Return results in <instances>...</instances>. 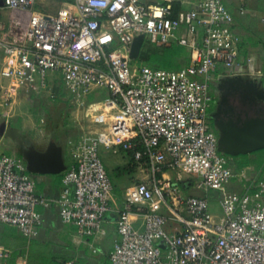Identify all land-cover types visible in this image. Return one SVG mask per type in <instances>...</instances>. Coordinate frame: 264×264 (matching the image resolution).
<instances>
[{
	"label": "built area",
	"instance_id": "obj_1",
	"mask_svg": "<svg viewBox=\"0 0 264 264\" xmlns=\"http://www.w3.org/2000/svg\"><path fill=\"white\" fill-rule=\"evenodd\" d=\"M66 7L55 15L36 11L38 2ZM9 24L0 25V95L13 89L42 95L56 73L72 101L93 126L70 141L72 162L58 198L37 192L26 163L0 143V223L25 239L38 237L39 207L57 205L63 223L81 237L107 236L105 218L116 214L111 264H264V178L248 179L219 151L211 123L216 81L239 67L241 38L223 0H196L188 10L143 0H3ZM184 34H180L182 28ZM184 47L190 65L155 69L134 56V45ZM142 49V48H141ZM141 52V50H140ZM51 89V90H50ZM105 91L113 110L88 101ZM104 103V102H103ZM132 154L146 178L112 204L113 183L100 148ZM175 173V177H171ZM183 174L196 175V190ZM250 180V181H249ZM242 185L230 192L228 185ZM210 191L220 195L221 218L210 211ZM94 252H97L94 249ZM12 250L0 246V263Z\"/></svg>",
	"mask_w": 264,
	"mask_h": 264
},
{
	"label": "crops",
	"instance_id": "obj_2",
	"mask_svg": "<svg viewBox=\"0 0 264 264\" xmlns=\"http://www.w3.org/2000/svg\"><path fill=\"white\" fill-rule=\"evenodd\" d=\"M146 4H171L177 11L188 10L196 2V0H143ZM227 9L234 16L235 31L241 38L239 46V69L237 68L230 78H236L247 82H256L264 79V0H223ZM0 7H4L0 0ZM44 2H38L35 6L36 11L55 15L58 11L66 6L59 3L55 8H46ZM46 9V10H43ZM0 25L7 26L8 22L0 21ZM2 37L0 32V38ZM220 81H216L215 88L220 85ZM55 86V85H54ZM24 92V91H23ZM106 94V93H105ZM71 103H74L71 100ZM97 104L98 101L92 102ZM101 104V102H99ZM98 103V104H99ZM82 135L79 131L77 137L70 141L77 140ZM50 136V135H49ZM50 141H53L50 137ZM69 141V143H70ZM60 145V144H59ZM48 146H46L47 148ZM37 148L40 151L45 150ZM112 150V149H111ZM115 155L123 152H114ZM124 154V153H123ZM130 160L136 166L137 171L143 180L146 174L138 168V165L132 159ZM65 160V158H64ZM72 160L67 163L70 165ZM29 176L37 182V192L46 195L49 198H58L63 189V176L51 174H31ZM264 174V172H263ZM176 174L171 173V177ZM262 177H256L257 180H262ZM183 186L189 194H193L187 184ZM236 191H241L240 185L235 186ZM122 197L116 198V203H112L115 209L122 207ZM39 212L42 214L43 223L40 228L38 237L34 239L23 238L17 230L7 224L0 223V240H5L6 234L9 236V244L11 247L4 246L12 250V255L7 260H2L0 264H45L46 260L55 264H111L109 253L112 250L113 243L117 238L116 233V214H109L107 217L110 222H105L104 227L107 231V236L98 237L96 239L81 237L76 227L63 223L59 208L57 205L51 207H39ZM7 235V236H8ZM8 238V237H6ZM94 249L97 252H94Z\"/></svg>",
	"mask_w": 264,
	"mask_h": 264
},
{
	"label": "rangeland",
	"instance_id": "obj_3",
	"mask_svg": "<svg viewBox=\"0 0 264 264\" xmlns=\"http://www.w3.org/2000/svg\"><path fill=\"white\" fill-rule=\"evenodd\" d=\"M58 4V2H44V5H48V7H46L48 9L55 8ZM9 19L10 10L0 7V21L8 22L9 24ZM185 31L186 28L184 27L180 30V34H184ZM183 36L188 37L186 34ZM7 59L8 56L0 49V66H2ZM234 71V69H229L226 71V74L230 75L234 73ZM57 76L58 74L56 73L48 74L49 83L55 86L52 90L50 89L51 91L43 93L42 95L26 94L23 91L18 92L14 87H12L13 101L11 103L4 102L0 95V123L7 122L8 125L4 137H0V143L3 151L7 155L25 162L23 157L24 150L31 145L40 149L46 148L50 142V131L57 128L62 137L61 145L64 148L65 161L69 163L72 160V148L70 147L69 141L77 137L79 131L93 127L88 121V118H86L85 109L78 107L74 103H71V107L63 114L62 118L59 117L64 105L57 100L58 96L56 93H58L61 87L60 76L58 78ZM0 82L4 86H7L10 81L0 78ZM105 93V91L97 90V92L89 95L87 99L89 102H101L103 110L111 112L113 108L105 103L108 101V96ZM212 93L216 96L215 86L212 87ZM98 103L93 105L95 110L100 107V103ZM214 108L215 107H213V109ZM123 153L115 155L112 153V150H107L104 147L100 148L102 161L114 186L112 196V203L114 204L116 203L117 197H122V199H124L127 191L134 184L141 181V178H139L140 173L137 171L136 166L131 163L130 154ZM233 161L236 165L246 162L245 159L240 157H235ZM245 172L248 179H256V177L258 178L264 175L263 171L258 168L256 164L245 168ZM183 177L185 181H191L193 183V187L189 189L191 192H194L193 194H204L196 190V185L200 182V179L196 175L183 174ZM183 183L184 182H181V186L185 191H188L184 188ZM240 186L242 187L241 184ZM228 190L230 192L236 191V187L233 183L228 185ZM209 197L211 213L221 218L223 211L220 205L221 198L219 193L210 191ZM110 221L111 219L109 217L105 218V222Z\"/></svg>",
	"mask_w": 264,
	"mask_h": 264
},
{
	"label": "water",
	"instance_id": "obj_4",
	"mask_svg": "<svg viewBox=\"0 0 264 264\" xmlns=\"http://www.w3.org/2000/svg\"><path fill=\"white\" fill-rule=\"evenodd\" d=\"M2 4H3V0ZM142 40L134 45V56L138 57L142 48ZM239 79L227 78L220 84ZM241 81V80H239ZM243 81V80H242ZM247 82V81H246ZM257 89L264 94V79L253 82ZM264 103V102H263ZM233 110L219 107L215 117L219 128V151L226 156L238 157L250 155L264 149V108L255 110L254 114L238 113L235 116ZM7 122L0 125V137H4ZM27 170L31 174L60 175L67 169L64 160V148L55 141H50L48 147L40 151L34 145L29 146L23 152Z\"/></svg>",
	"mask_w": 264,
	"mask_h": 264
},
{
	"label": "trees",
	"instance_id": "obj_5",
	"mask_svg": "<svg viewBox=\"0 0 264 264\" xmlns=\"http://www.w3.org/2000/svg\"><path fill=\"white\" fill-rule=\"evenodd\" d=\"M140 60L145 64L155 68V69H163V70H181L190 65V54L189 51L184 47L171 46V47H156L150 44H144L140 52ZM55 94V93H54ZM57 94L58 102L63 103V108L61 109V113L59 117L62 118L63 114L71 107V96L65 90V88L61 85ZM92 103V102H90ZM51 139L58 144H62L61 135L57 128L53 129L49 133ZM231 159L232 163L236 165L233 161L235 157L226 156ZM242 159H245L246 162L236 165L238 170L244 169L253 166L256 164L258 168H260L264 172V149L254 152L250 155H240L238 156ZM237 157V158H238ZM249 160V161H248ZM5 236V240H0V244H3L7 247H11L8 243L9 236ZM8 237V238H6ZM45 264H55L51 261L46 260Z\"/></svg>",
	"mask_w": 264,
	"mask_h": 264
},
{
	"label": "flooded vegetation",
	"instance_id": "obj_6",
	"mask_svg": "<svg viewBox=\"0 0 264 264\" xmlns=\"http://www.w3.org/2000/svg\"><path fill=\"white\" fill-rule=\"evenodd\" d=\"M263 102L264 94L257 89L255 83L238 80V82L231 81L229 83L227 82L225 85L220 84L217 86L214 102L215 108L211 112V123L218 138L220 132L216 123L215 115L219 110V107L228 111L233 110L232 113L235 116H237L238 113H249L252 115L255 110L264 108Z\"/></svg>",
	"mask_w": 264,
	"mask_h": 264
}]
</instances>
